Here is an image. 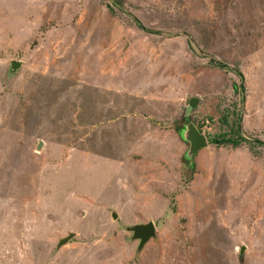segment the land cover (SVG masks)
I'll list each match as a JSON object with an SVG mask.
<instances>
[{"label": "rangeland", "instance_id": "obj_1", "mask_svg": "<svg viewBox=\"0 0 264 264\" xmlns=\"http://www.w3.org/2000/svg\"><path fill=\"white\" fill-rule=\"evenodd\" d=\"M180 71L209 147L137 180L98 109ZM0 264H264V0H0Z\"/></svg>", "mask_w": 264, "mask_h": 264}, {"label": "crops", "instance_id": "obj_2", "mask_svg": "<svg viewBox=\"0 0 264 264\" xmlns=\"http://www.w3.org/2000/svg\"><path fill=\"white\" fill-rule=\"evenodd\" d=\"M182 73L184 72L180 71L178 75L174 73L169 79L158 78L156 83H149L148 76L144 80L133 82L120 78L115 83H109L111 87L109 92L106 91L108 99L111 98L108 111L103 107L98 109L99 113L105 114V118H98L104 120L100 124L102 132L106 134L115 131L116 137L112 139L118 138L132 147L126 156L130 163H138L131 174L137 180L146 177L147 173L142 175L140 172L143 165L147 170H169L171 167L176 173L178 170L184 171L183 156L189 146L179 133V128L185 121V112L179 109L183 104L179 90L188 87L185 85V73L181 78ZM105 80L111 82L108 77ZM153 86V89H161L167 93L163 96L154 94L153 89L150 90ZM208 113L205 111V114ZM208 147L209 145L201 149L198 154H205ZM120 168L122 169V164ZM159 181L158 176L157 182Z\"/></svg>", "mask_w": 264, "mask_h": 264}, {"label": "water", "instance_id": "obj_3", "mask_svg": "<svg viewBox=\"0 0 264 264\" xmlns=\"http://www.w3.org/2000/svg\"><path fill=\"white\" fill-rule=\"evenodd\" d=\"M22 62L18 60L10 61L9 73L14 74L19 67H21ZM199 103L197 97H192L188 101V111L185 114V121L181 128H179V133L184 141L189 144L188 150L186 151V159L188 160L191 167H194V156L201 149L205 148L208 144L206 136L201 132L200 128L197 126L196 122L191 120L189 114L192 109H194ZM113 219L118 218V214L112 211ZM126 229L132 233L131 240H139V245L137 247V252L139 253L145 245L151 240L157 238V229L153 220L145 223H136L126 226ZM75 235L71 232L66 237L59 239L58 248L67 244L72 237ZM245 250V245L241 247V253Z\"/></svg>", "mask_w": 264, "mask_h": 264}, {"label": "trees", "instance_id": "obj_4", "mask_svg": "<svg viewBox=\"0 0 264 264\" xmlns=\"http://www.w3.org/2000/svg\"><path fill=\"white\" fill-rule=\"evenodd\" d=\"M224 120L226 122V117ZM237 130H238V132L240 131V127L238 125H237ZM210 140L212 143H215L216 145L221 144V145H231L232 147H237L242 142H245L246 140H248V138L241 135V134H238L237 136H227L225 134H220V135H217V136L210 138Z\"/></svg>", "mask_w": 264, "mask_h": 264}, {"label": "bare ground", "instance_id": "obj_5", "mask_svg": "<svg viewBox=\"0 0 264 264\" xmlns=\"http://www.w3.org/2000/svg\"><path fill=\"white\" fill-rule=\"evenodd\" d=\"M205 135V134H204ZM206 136V135H205ZM207 138V137H206ZM207 141H208V139H207ZM208 145V144H207Z\"/></svg>", "mask_w": 264, "mask_h": 264}, {"label": "clouds", "instance_id": "obj_6", "mask_svg": "<svg viewBox=\"0 0 264 264\" xmlns=\"http://www.w3.org/2000/svg\"><path fill=\"white\" fill-rule=\"evenodd\" d=\"M143 27V26H142ZM194 168H195V166H194ZM155 223V222H154Z\"/></svg>", "mask_w": 264, "mask_h": 264}, {"label": "built area", "instance_id": "obj_7", "mask_svg": "<svg viewBox=\"0 0 264 264\" xmlns=\"http://www.w3.org/2000/svg\"><path fill=\"white\" fill-rule=\"evenodd\" d=\"M207 123H208V121H207Z\"/></svg>", "mask_w": 264, "mask_h": 264}]
</instances>
